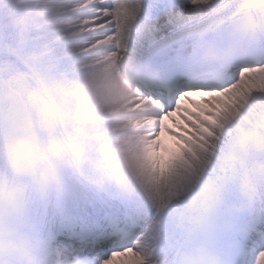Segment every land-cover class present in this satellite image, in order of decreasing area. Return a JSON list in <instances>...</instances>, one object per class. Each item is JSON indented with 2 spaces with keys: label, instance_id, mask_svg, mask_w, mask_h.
Returning <instances> with one entry per match:
<instances>
[{
  "label": "bare ground",
  "instance_id": "bare-ground-1",
  "mask_svg": "<svg viewBox=\"0 0 264 264\" xmlns=\"http://www.w3.org/2000/svg\"><path fill=\"white\" fill-rule=\"evenodd\" d=\"M76 1L12 0L9 3L6 2L9 4L7 11L13 13L5 21L4 30L6 32L10 28L8 25L10 23H23L29 27L35 23L31 27L43 26L42 34H40L43 38L39 42L27 41L26 46L17 49L15 52L23 61L33 64L36 69L26 70L13 62L12 59H0V64H3L0 67V80L6 84L7 88L20 94L33 119L38 137V150L33 161L34 171L28 178L16 176L11 172L7 163L5 164L0 145V193L5 190L9 191L16 186L24 187L28 191L32 190V192L35 188L44 187L46 192L45 205L48 207H44L41 212L50 215L59 209L61 203L59 206L56 203L62 202L63 199L71 200L73 206L80 209L83 207L95 209L96 203L104 204L107 201L119 205L124 202L120 206L126 204V200L121 199L119 201V197L114 198V200L104 199L105 191L113 195H120L121 192L128 193L137 190L130 198H140L142 201H148L146 204L151 202L158 206H166L171 201L184 199L192 190L190 175L197 173L200 167L190 168L187 164L191 162L190 160L188 162L182 160L176 162V158L184 156L183 150L174 146L171 153L166 154L160 152L161 149H158L153 141L142 144L129 142L117 148L112 146L109 164L103 168L95 166L91 172L95 173V176H100L103 181L105 180L104 174H110L112 185L109 188L100 185V180H96V178L95 181L98 185L93 186V189L88 184L72 181L70 176L63 172L69 173L70 171L68 162L76 151L73 144L85 145L88 153L93 155L96 154L98 145L102 141L101 139L89 140L86 137L75 136L67 142L59 139L49 94L58 105L73 109L83 117L102 112L105 108H112V110L120 108L132 97V91L117 72L120 64H131L155 48L175 40L174 43H177L179 39L186 43L201 30L198 29L199 27L215 22L214 19L219 16V13L228 9H234L237 13L239 7L252 4L258 0H162L160 6H153L151 0H139L136 5L126 6L125 4L124 9H122L125 10L128 7L125 15L119 14L117 17L112 16L104 19L106 32L97 41H105L112 48L101 58H96L103 59L104 62L84 72H71L70 75H67L58 71L60 69H55V66L64 68V66L76 62L78 57L68 62H59L58 57L65 55L63 52L76 53L89 47L85 46L80 49L79 47L82 45H87L86 43L82 44L81 39L56 42L55 37H59V35L54 36V38L50 36L59 33L56 32L58 29L60 32L65 31L64 29L67 27L76 29L73 32L89 29L87 23L97 19V17L86 19L80 24L77 17H83L82 12H72V10L60 12L68 6L72 9L79 7ZM154 2L156 1L154 0ZM169 3H174L175 9ZM39 4L42 6H38ZM158 8H164V12L160 14L159 18L151 13ZM47 13H57L58 15L54 17L51 15L49 18ZM128 25L130 27L135 25L138 30L137 33L127 30ZM35 36H39V34L33 32L27 34V38L33 39ZM51 38H53L52 42H50ZM149 44L154 45L149 47ZM44 47L51 51V54L53 53L51 58H53L54 64H48L42 74H37L39 64L48 63L50 60L38 58V61H27V57ZM0 53H3L1 44ZM76 68H80V66H73L70 70ZM32 72L34 75L29 78ZM237 79V85L233 84L231 87L236 89L234 91L239 94L240 98L233 100L231 92L225 91L229 96L228 104L214 102L217 104V108H214L216 116L220 115L224 118L227 115L226 118H228L225 123L221 124L223 127L221 131L231 127L233 121L234 124H238L237 129L253 128L255 122L264 125V65L251 68ZM43 86L45 87L44 90L42 89ZM200 121L201 119L198 117L190 116L184 125H192ZM110 125L112 124L108 126ZM103 126L104 124L99 122L90 124V127L95 128L96 131H102ZM230 130L231 135L244 134L245 132L242 130L237 132L238 130L234 127ZM216 131L217 129H215ZM223 137H229V135L225 134ZM106 141L110 144L117 142L114 139ZM137 142L139 143V140ZM216 142V140L215 142L209 140L207 143L217 145ZM168 143L173 144L174 142L169 139ZM196 154L201 156V159L205 157L199 152ZM221 167L220 174L223 175V179H226L224 180V188L229 190L236 202L246 201L252 205L262 204L261 199L258 202L254 185L249 181L240 180L239 169L234 167L231 161L222 160ZM223 169L225 174L222 173ZM58 180L68 184L69 188L60 187ZM99 190L102 192L100 193ZM58 196H61L60 200H57ZM148 196H155L157 201H149ZM27 199L28 195L25 193L24 201ZM36 217L37 221L41 220L38 214ZM46 223L47 221L42 220V226ZM112 262L109 261L108 263Z\"/></svg>",
  "mask_w": 264,
  "mask_h": 264
},
{
  "label": "rangeland",
  "instance_id": "rangeland-1",
  "mask_svg": "<svg viewBox=\"0 0 264 264\" xmlns=\"http://www.w3.org/2000/svg\"><path fill=\"white\" fill-rule=\"evenodd\" d=\"M174 7V6H173ZM175 9V7H174ZM159 18V16H157ZM34 26V25H32ZM25 29V26L24 25H17L16 28H11L9 31H8V36H9V39L7 40V42H10V45L14 46L15 48H19V47H22L23 44H24V41H23V35H24V30ZM134 29V30H132ZM127 30H131V32L135 33L136 32V26L135 25H132L131 27L128 25L127 26ZM138 31V30H137ZM137 33V32H136ZM135 33V34H136ZM7 36V35H6ZM0 43H2V41H0ZM5 45V44H4ZM234 90V89H233ZM231 91V90H229ZM73 111V110H72ZM100 149V146L99 148Z\"/></svg>",
  "mask_w": 264,
  "mask_h": 264
},
{
  "label": "water",
  "instance_id": "water-1",
  "mask_svg": "<svg viewBox=\"0 0 264 264\" xmlns=\"http://www.w3.org/2000/svg\"><path fill=\"white\" fill-rule=\"evenodd\" d=\"M9 97V96H8ZM12 101L15 103V99L14 98H12ZM15 108H16V103H15ZM22 116V117H21ZM20 117H21V119L22 120H24L23 121V126H24V124H28L27 123V117H26V115H25V113L24 112H22V115H21ZM15 117H13V110L12 109H10L9 111H8V113H7V121H8V123H9V126H10V128H11V132H14V136H15V131H16V124H15ZM27 136H31L30 134H28L27 133ZM14 139H15V143L17 144V138L16 137H14Z\"/></svg>",
  "mask_w": 264,
  "mask_h": 264
}]
</instances>
